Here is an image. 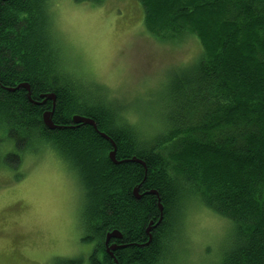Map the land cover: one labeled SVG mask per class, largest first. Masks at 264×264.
I'll return each instance as SVG.
<instances>
[{
	"label": "trees",
	"instance_id": "1",
	"mask_svg": "<svg viewBox=\"0 0 264 264\" xmlns=\"http://www.w3.org/2000/svg\"><path fill=\"white\" fill-rule=\"evenodd\" d=\"M139 2L157 40L196 36L203 52L172 72L163 106L151 101L150 118L132 124L125 102L73 72L52 30L50 0H0V141L14 144L17 159L49 149L68 166L82 190L83 241L94 245L88 260L54 264H115L105 237L116 230L119 264H167L193 201L233 225L221 264H264V0ZM21 83L31 99L23 88L10 91ZM49 94L54 108L47 98L40 105ZM51 110L61 129L43 123ZM78 115L111 142L91 125L74 126Z\"/></svg>",
	"mask_w": 264,
	"mask_h": 264
},
{
	"label": "rangeland",
	"instance_id": "2",
	"mask_svg": "<svg viewBox=\"0 0 264 264\" xmlns=\"http://www.w3.org/2000/svg\"><path fill=\"white\" fill-rule=\"evenodd\" d=\"M50 2L52 30L73 72L125 102L132 124L145 119L132 120L130 113L143 114L151 101L163 106L172 72L203 52L196 36L181 43L157 40L146 28L139 0ZM48 150L17 159L14 144L0 141V264H54L92 254L94 245L83 241L78 179ZM184 216L169 259L176 257L167 264H221L232 245L230 221L196 201Z\"/></svg>",
	"mask_w": 264,
	"mask_h": 264
},
{
	"label": "water",
	"instance_id": "3",
	"mask_svg": "<svg viewBox=\"0 0 264 264\" xmlns=\"http://www.w3.org/2000/svg\"><path fill=\"white\" fill-rule=\"evenodd\" d=\"M24 89L25 91H27V96L29 99H31V91H30V87L27 83H21V85L17 86L16 88L14 89H11L10 91H14V90H19V89ZM44 98H47L49 99L50 101H52L54 104H53V108L55 107V96L53 94H49V95H44V96H41V99L43 100ZM44 102H40V105H44ZM53 110L51 111H45V114L43 116V123L46 125V127L50 130H56V129H61L60 126H55V124L53 123ZM72 122L74 124V126H78V125H81V124H84V125H91L92 127H94L95 131L99 133V135H101L103 138H105L107 141L111 142L109 137L102 133V132H99L98 129H97V126H96V123L95 121H93L92 119H87L85 117H82L80 115L78 116H74L73 119H72ZM113 143V147L114 149L112 150V152H110V158L112 161H114L116 163V145L114 142ZM134 163L137 162V163H142L141 161L137 160L136 158H134L132 160ZM143 165H145L144 163H142ZM154 195H156L157 197L159 195H157L156 192H150ZM134 195L137 196L138 198H141V196H139V187H136L135 191H134ZM158 206L160 207V219H159V222L162 221V212H163V206L160 202V199L158 198ZM158 222V224H159ZM155 227L154 223L153 222H150V224L148 225V228H147V234L149 235V239L151 238V230ZM122 238V234L120 231L116 230V231H113V232H109L108 234H106V237H105V246H106V252L111 256V258L114 260V263L115 264H119L118 263V260L116 259L115 257V251L119 248H122L120 245L118 244H111V240H120Z\"/></svg>",
	"mask_w": 264,
	"mask_h": 264
},
{
	"label": "snow or ice",
	"instance_id": "4",
	"mask_svg": "<svg viewBox=\"0 0 264 264\" xmlns=\"http://www.w3.org/2000/svg\"><path fill=\"white\" fill-rule=\"evenodd\" d=\"M129 116H130V118L132 120H136V119H139L141 117L144 118V119L150 118L149 115L146 112L143 113V114H141V113H130ZM11 163H14V161L11 162ZM54 255H59V254L58 253H55Z\"/></svg>",
	"mask_w": 264,
	"mask_h": 264
},
{
	"label": "flooded vegetation",
	"instance_id": "5",
	"mask_svg": "<svg viewBox=\"0 0 264 264\" xmlns=\"http://www.w3.org/2000/svg\"><path fill=\"white\" fill-rule=\"evenodd\" d=\"M42 102H43V100H42ZM112 244H115V243H112Z\"/></svg>",
	"mask_w": 264,
	"mask_h": 264
}]
</instances>
